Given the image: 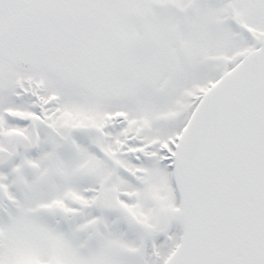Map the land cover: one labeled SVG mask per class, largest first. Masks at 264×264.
<instances>
[{
    "label": "flooded vegetation",
    "instance_id": "af4514ba",
    "mask_svg": "<svg viewBox=\"0 0 264 264\" xmlns=\"http://www.w3.org/2000/svg\"><path fill=\"white\" fill-rule=\"evenodd\" d=\"M76 1L63 0L64 6L62 3L60 6H35L30 0H0V32L7 22L19 15L37 13L54 29L56 53L69 61V71L64 78H54L42 70L38 75L44 73V76L36 80L37 74L21 72L0 57V155L10 157L0 158V170L10 164L18 168L21 177L14 183L18 199L39 192L51 196L56 191L55 196L61 200L69 190L59 185L51 191L56 182L50 183L52 170L57 171L58 180H62L59 170L51 167L69 155L91 156L98 164L92 176L93 185L86 187L92 191L85 195L87 197L84 191L88 189L81 191V196L88 202L75 206L78 225L71 238H76L80 250L97 252L107 261L115 251L126 253L131 264H157L164 252L179 246L184 231V224L175 218L179 205L174 189L173 163L180 135L178 123L174 124L175 119H138L136 124H131L127 113L109 114L110 102H115L117 97L124 100L131 97V91L127 90L129 86L121 75L132 49H128L129 44L123 39L119 41L125 46L118 42L115 48L110 47L116 38L111 30H105L99 19L70 13L75 11ZM251 3V0H237L234 6L241 11ZM258 4L261 5L262 0H258ZM259 5L251 11L254 18L250 15L249 19L256 26L264 27V12L261 11L264 8ZM92 7L87 6L88 9ZM112 9H115L112 12L115 18L126 25V14H117L119 10L113 6L109 12ZM11 14L14 15L3 24ZM140 22L144 23L146 33L147 21L141 17ZM119 46L122 72L115 76V68L106 64L116 56ZM90 67L100 69L98 83L94 84L99 90L95 92V104L87 107L91 111L102 110V119H90L87 123L81 119L69 131H66L70 128L66 122V125L59 124L61 127L55 126L51 119L59 116L52 115L53 97L65 99L71 87L68 83L71 74ZM8 73L19 76L12 93L4 90L3 82ZM119 80L121 83L115 85ZM52 83L60 84L62 93L49 94L48 87ZM80 112L85 110L80 107L77 114ZM160 127L163 128L159 130ZM161 138L166 140L156 143ZM164 159L167 163L162 166L158 161ZM44 171L48 173L44 175ZM60 186L63 188L59 189ZM52 208L61 209L55 205Z\"/></svg>",
    "mask_w": 264,
    "mask_h": 264
},
{
    "label": "rangeland",
    "instance_id": "374dc122",
    "mask_svg": "<svg viewBox=\"0 0 264 264\" xmlns=\"http://www.w3.org/2000/svg\"><path fill=\"white\" fill-rule=\"evenodd\" d=\"M30 1V4L35 6H60V3L64 6L63 0ZM236 1L77 0L75 11L70 13H82L87 17L99 19L105 30H111L116 38L110 43V47L115 48L118 42V45L125 46L119 41L123 39L129 44L128 49H133L129 61L124 66L125 72L121 75L123 82L129 86L127 90L131 91V97L127 100L117 97L115 102H110L109 114L127 113L131 117V124H136L138 119H175L174 124L178 123V129L172 124L173 128L182 131L195 100L205 94L226 71L250 55L259 40H264V27L256 26L249 19L250 15L254 18L251 11L259 5L258 0H251V5L246 4L241 11L234 6ZM261 5L264 8V0ZM87 6L93 7L88 9ZM111 6L119 10L117 14H126V25L115 18V13H112L115 9L109 12ZM261 11L264 12L262 9ZM261 11L259 10V13ZM150 12L152 19L148 20L146 34L144 23L140 20L141 17L146 19ZM136 14L140 16V20ZM13 15H8L3 24ZM121 54L119 46L116 56L106 64L107 67L115 68V76L121 71ZM99 71L100 69L90 67L71 74L68 83L72 88L67 90L65 99L62 97L64 101L60 105L61 115L52 122L55 126L61 127L59 124L67 123L70 128L66 131H69L81 119L83 123L89 122L90 119H102V110L91 111L87 107L95 104V92L99 87L94 84L98 83ZM43 76L44 73L36 75V80ZM18 78L19 76L8 73L7 80L3 82L4 90L14 92V84ZM120 83L119 80L114 84ZM50 85L49 94L62 93L63 87L60 84ZM195 103L197 104V101ZM78 107H82L85 112L77 114ZM165 140L161 138L156 143ZM85 155L80 156L79 160H76L77 156H68L61 159L57 166L51 167H55L62 174V180L59 181L57 171L52 170L50 183L56 182L53 183L51 191L59 185L67 187L69 192L64 199L56 197V191L51 196H45L41 192L28 196L20 200L25 208L23 214L14 212L10 198L18 193L14 185L21 177L18 168L0 172V182L5 183L0 184V264H131L124 253L114 251L110 257L107 256L110 258V261H107L93 251H79L71 240L54 236L49 226H46L64 217L47 209L55 205L57 208L61 207L65 213H70L76 209L78 203L88 202L81 196V191L93 185L92 176L98 164L91 156ZM0 158L10 157L0 155ZM67 165L71 166L66 167ZM47 173L44 171V175ZM62 186L59 189L63 188ZM63 193L65 195L64 191ZM42 216L45 220L40 221ZM47 218L49 223L44 222ZM62 245H65L66 253L63 252ZM168 253H164L162 261L166 260Z\"/></svg>",
    "mask_w": 264,
    "mask_h": 264
},
{
    "label": "water",
    "instance_id": "95a60500",
    "mask_svg": "<svg viewBox=\"0 0 264 264\" xmlns=\"http://www.w3.org/2000/svg\"><path fill=\"white\" fill-rule=\"evenodd\" d=\"M56 39L33 14L8 23L0 54L16 68L62 77ZM182 245L168 264H264V44L213 88L177 160Z\"/></svg>",
    "mask_w": 264,
    "mask_h": 264
},
{
    "label": "bare ground",
    "instance_id": "6f19581e",
    "mask_svg": "<svg viewBox=\"0 0 264 264\" xmlns=\"http://www.w3.org/2000/svg\"><path fill=\"white\" fill-rule=\"evenodd\" d=\"M71 164L73 165V163H71ZM68 166H71V165H67L66 167H68ZM62 248H63V252L66 253L67 250H66L65 246H62Z\"/></svg>",
    "mask_w": 264,
    "mask_h": 264
}]
</instances>
